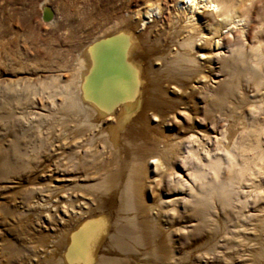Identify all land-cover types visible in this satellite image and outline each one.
<instances>
[{
	"label": "bare ground",
	"instance_id": "obj_1",
	"mask_svg": "<svg viewBox=\"0 0 264 264\" xmlns=\"http://www.w3.org/2000/svg\"><path fill=\"white\" fill-rule=\"evenodd\" d=\"M257 1L247 6L244 0H181L166 10L155 0L122 16L108 12L110 23L82 47L69 77L49 78L52 87L42 91L46 96L39 93L44 101L38 107L31 86L10 98L20 109L8 114L17 128L59 126L61 143L52 152L61 159L30 166V160L21 161L25 154L18 157L13 140L11 148L0 143V160L17 164V170L37 169L34 174L49 184L68 182L37 188L56 196L33 204L46 214L37 215V227L54 231L55 244L45 251L47 234L37 229L25 253L28 262L19 264H131L130 255L156 264L176 255L188 259L195 247H175L174 214L189 219L179 229L185 242L180 244H189L185 235H200L195 245L215 242L219 255L211 258L226 264L229 253L242 255L216 246L222 242L216 240L219 213L226 214L222 222L233 216L239 227L260 222L253 252L264 255V119L256 118L264 113V21L253 18ZM199 9L207 16H197ZM235 98L250 100L247 108L225 105ZM231 109L241 125L233 135ZM80 134L104 146L81 155ZM249 158L261 163L248 168ZM78 170L96 180L79 186ZM80 190L89 202L77 196ZM107 205L117 207L112 219L104 212ZM207 218L212 232L205 239ZM16 253L15 243L0 240V264H14L7 257Z\"/></svg>",
	"mask_w": 264,
	"mask_h": 264
},
{
	"label": "rangeland",
	"instance_id": "obj_2",
	"mask_svg": "<svg viewBox=\"0 0 264 264\" xmlns=\"http://www.w3.org/2000/svg\"><path fill=\"white\" fill-rule=\"evenodd\" d=\"M148 1L153 2L155 0H0L1 147L11 148L9 144L13 140L16 141L17 143L14 148L15 152L18 157H20L19 155L21 153L25 154L24 158L20 157L21 161L30 160V166H32V164L41 163L42 160L46 161V164L59 162L61 159L59 155L52 152V149H54L52 147L61 143L62 135L59 126L56 127L55 125L51 128V126L45 124V122H35V127H29V125L21 129L17 128L15 126L17 122H15V120L13 121V119L11 121V118H8V114L11 113L12 110V113L16 115L20 109H18L19 105L16 106L17 102L10 98H15V93H19L20 91L23 92L24 86H31L33 87L32 90L35 91L33 94L36 93L35 96L32 97L36 103H39L37 105L38 107L40 102L44 101L41 99L42 97H40L39 93L46 96V93L44 94L43 92L45 89H47L45 92H49L48 88L52 87L53 81L49 78L54 76V74H60L62 80H66L69 77V70L74 68V63H77L76 60L79 58L82 47L87 45L92 37L110 23V19L106 17L108 12L113 11L115 16H122L126 12L131 13L136 10L139 4L146 5ZM159 1L166 10L167 8L173 10L175 1L181 0ZM238 1L243 2V0ZM251 1L252 0H244V4L249 6ZM203 10L204 9H199L198 13L196 10L195 14L197 16H207L202 13ZM252 12L256 22L264 21V0L255 2ZM100 13L102 14L99 15ZM224 31L226 30H223V32ZM47 82L48 84L46 85ZM24 83H29L30 85H25ZM197 101L198 100H195L194 102ZM229 101L233 102L238 110H241V107L244 109L247 108L246 104L250 100H239L235 98L225 101V105H227ZM188 104L192 106L189 100ZM220 107L225 110L224 106ZM230 111H233L232 114ZM230 111H226L227 115L231 114L230 117L233 118H230L228 121L230 125L228 131L233 135L241 131V125L239 124V120L236 119L237 111L234 109ZM190 112L193 113V110H190ZM260 115L256 117L259 121L264 119V113L261 112ZM10 121L12 124L9 123ZM48 121L49 118L47 122ZM7 123L8 125L6 126ZM68 124L70 123H67V125ZM105 125L112 129L110 123ZM9 126H11V128ZM112 126L115 127V125ZM88 134L90 135V132ZM80 135L79 140L76 142V146L78 147L76 150L81 155H84V150L100 151L104 146L100 141L89 140L88 136H84L85 134ZM103 154L102 157H105L107 149L104 150ZM3 158H5V156H3ZM257 161L259 160L249 158L247 167L253 168L252 166L254 164L257 163L259 165L261 163ZM7 163V161L0 160V240L5 239L16 244L17 253L7 257L10 258L14 264H19L21 260L27 263L28 261L25 260L26 254L32 248L31 244H33L31 243V234L36 233L35 231L37 229H41L40 231H42L43 234H47V237L44 239L45 251L50 250L55 244L53 243L55 238L54 231H47V229L45 230L44 228L37 227V225H39L37 222V215L43 214L44 216L46 214H40L37 207L33 206V204L41 198V196V200H46L45 202H47V199H49V201L54 200L56 196L55 193L40 192L37 188L45 187L44 185L54 186V184H64L67 186L68 182H57L52 180L49 184V180L45 178L44 175L39 172L34 174L33 171H37V169L32 170V168H29L27 170H17V164L9 166ZM95 163H97L96 165L99 164L96 161ZM2 164H4V166ZM22 173L24 175L19 177V174L22 175ZM68 174H70V172H68ZM83 174V170L76 171L75 175L78 176V178L75 179V181H77L75 183L79 186H84L86 183L92 184L96 180V177H92L90 180L86 179L83 177ZM262 185L264 186V184ZM50 188L52 189V187ZM77 194L80 199L82 198L84 201L89 202L90 197L88 198L84 191L80 190ZM57 196L61 199L60 195ZM28 205H30L31 208H29ZM115 208H117L115 205L113 208L107 205V208L104 209L107 218L109 217L112 219L116 212ZM211 212L213 213V211ZM223 214L224 213H219L218 216L222 219ZM227 214L229 213L227 212ZM175 215H177V217ZM209 215L212 216L214 214L209 213ZM173 216L174 228L178 229V231L173 233V239L177 241L175 247L177 248L181 245L185 248L184 252H187L191 250L189 248L193 246L195 250L188 259H183L181 255H176L174 260L170 262L165 261L160 264H226V262H223L221 259L219 261L211 258L213 255H219L215 252V242H209L206 243L205 246L198 247V245H200V235L189 237L185 235L186 238H189V244H180L182 241L179 238V229L182 230L181 228L187 225L189 219H183L179 217L178 214H174ZM231 217V220L227 222H225L224 219V222H222L219 218L218 223L221 226L219 227L220 229L218 230L219 233L218 236H216V240L222 242L217 243L216 246L221 249L220 247L224 244V249L222 248L224 254L225 252L239 251L242 257L238 259L237 255L233 256L229 253L228 256L231 258H229L230 260L228 259L229 261L227 260V264H257L258 262V264H261L262 261H264V255L257 256V254L253 252L256 246L255 244L259 243L261 239L257 237V230L261 223L256 221L239 227L237 219L233 216ZM205 222L209 228H206V231L203 233L204 237L202 238L208 239L212 232V221L210 218H207ZM106 228H109V224H106ZM241 231L244 232L242 233ZM227 232H232L233 235L231 234L232 236H229ZM195 243L198 245H195ZM206 251L209 253L211 251V255L212 253L213 255L207 256L204 260H199L197 255H201ZM103 252H105V248H103ZM130 257L131 264H145V262L147 264H156L154 261L143 259L142 256L130 255Z\"/></svg>",
	"mask_w": 264,
	"mask_h": 264
}]
</instances>
